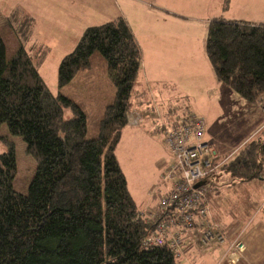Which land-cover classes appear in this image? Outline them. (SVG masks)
Masks as SVG:
<instances>
[{"label": "trees", "instance_id": "1", "mask_svg": "<svg viewBox=\"0 0 264 264\" xmlns=\"http://www.w3.org/2000/svg\"><path fill=\"white\" fill-rule=\"evenodd\" d=\"M229 0H223V7ZM14 11L18 45L7 58L0 35V264H179L181 252L164 245H144L155 221L147 222L131 196L115 156L140 67V48L126 20L118 16L89 25L57 68L62 87L90 65L91 56L106 61L113 85L96 134L88 135L87 114L72 98L52 93L25 47L34 20ZM33 44V43H32ZM205 54L218 81L249 103L264 96V23L215 17L207 26ZM72 115L64 117V109ZM36 161L25 193L13 187L17 172L15 145ZM264 131L246 141L220 167L231 182L261 177Z\"/></svg>", "mask_w": 264, "mask_h": 264}, {"label": "rangeland", "instance_id": "2", "mask_svg": "<svg viewBox=\"0 0 264 264\" xmlns=\"http://www.w3.org/2000/svg\"><path fill=\"white\" fill-rule=\"evenodd\" d=\"M136 1L153 2L152 0H79V6L85 7L86 12L83 17H78L80 16L78 15L80 8L72 5L68 0H39L37 4H32L30 0H0V18H2V21L0 20V29L1 25L5 26L7 24L4 16L13 12V10L19 12L21 15L24 14L25 10L35 18L32 32L24 45L29 53L34 55L36 61L39 57H43L44 60L39 64L38 71L50 91L52 93L60 91L74 99L84 109L87 114L89 136L96 134V124L102 114L104 105L112 98L113 85L108 75L106 61L100 54L94 53L91 56L90 65L79 70L73 79L62 87H58L57 84L58 64L61 58L74 48L85 27L99 25L112 20L121 12L126 14L127 17L139 15L144 8L136 4ZM73 14L77 15V17L72 18ZM156 15L154 17L157 19ZM21 21H23L21 30H27L29 25L27 23L28 20H23L22 18H19L17 21L12 20L11 29L8 24L6 25L7 28L3 35L5 37L7 56L12 55L14 48L18 45L17 35L13 30V26H17L18 22ZM163 22V18L159 20V23ZM191 25L197 28V30L201 27L199 21L193 22ZM146 26H148L147 23ZM134 38L136 37L134 36ZM195 66L183 68L170 66L161 69L163 70L162 72L168 74V77H177L178 79L185 77L188 79L189 77H186V75L192 72V76L201 75L202 68L199 65ZM147 69L156 71L148 66ZM157 73L159 72L155 74ZM195 78L191 77L192 80H195ZM136 80L138 85L140 81L143 82L138 77ZM137 82L133 86L131 109L127 114V122L115 147V156L125 175L131 196L141 210L147 211L155 205L156 196L151 194V192L161 177V162L162 160H172L169 149L163 140L162 130L160 131L158 128H155L159 118L167 120V123L170 124L178 116L181 118L197 115L202 118L204 128L209 129L216 135L217 143H209V148L217 146L222 149L220 144H227V141L232 139L234 134V128L231 126L230 120L239 117V111L243 109L242 106H247L248 103L238 93L226 86L225 88L231 92L230 94H234V98L231 95H227L222 98V104H214L211 109H208V107L204 108L203 106L204 111L200 108V111L196 114L189 107V104H191L190 100L186 98L184 93L176 92L178 91L177 88L170 90V97L166 98L168 103H165L162 101L164 99L158 94L163 92V85L159 88L156 84L148 83L149 86L143 83V90L145 89L147 94L154 90L147 98L146 93H141L142 90L140 89L138 94V90H136ZM165 88L168 87L165 86ZM198 88L200 89H196L195 93H191L197 95L205 89L202 88L201 90L199 84ZM155 89L158 93L155 92ZM258 102H263V100H258ZM165 104L170 105L165 107ZM164 109L169 111V113H163L166 112V110L163 111ZM64 110L65 118L72 115V111L68 107ZM240 126L242 128L239 130L235 129L236 132L242 131L243 124ZM262 131H264V127ZM4 133H7L5 124L0 127V134L3 135ZM9 138L12 139L15 145L17 166L13 187L16 191L25 193L29 181L34 174L36 161L25 152V143L20 136L9 135ZM5 150L6 145L0 139V153ZM238 150L239 148L236 151ZM231 158H227L226 160ZM222 159L223 154H219L215 158V161ZM208 181L220 191L217 199L220 200L222 206H261L264 202V192L258 188V178L251 180L255 183V187L250 188L245 182L235 181L234 183H230L231 177L229 173L221 168H217L210 173ZM262 199L263 202L260 204ZM211 208L212 205L210 206L212 217ZM197 220V222L200 221L199 218ZM202 227L200 226L196 232L199 237Z\"/></svg>", "mask_w": 264, "mask_h": 264}, {"label": "crops", "instance_id": "3", "mask_svg": "<svg viewBox=\"0 0 264 264\" xmlns=\"http://www.w3.org/2000/svg\"><path fill=\"white\" fill-rule=\"evenodd\" d=\"M38 1L30 0L32 4H37ZM152 1V3L136 1V4L144 8L137 16L127 17L122 12L116 16H121L126 20L140 48L141 61L137 77L143 82L140 81L138 85L137 80L135 81V83L137 82L136 90H138V94L140 89L142 90L141 93H146L148 98L154 91L147 94L145 89L143 90V83L147 85H149L148 83L156 84L159 88L163 85L161 94L156 89L155 92L164 99H161L163 102L168 103L166 98L170 97V90L177 88L178 91L176 92L184 93L186 98L190 100L191 104H189V107L196 114H198L200 108L204 111L205 107L211 109L214 104H222V98L227 95H231L234 98V94H230L231 92L225 88L227 85L217 80L206 57L205 40L207 26L209 21L215 17L262 24L264 23V0H229L225 8L223 7V0ZM68 2L80 8L78 14L80 16L78 17L84 16L86 9L79 6V0H68ZM24 14L35 20L31 13L24 10ZM7 15L4 16V19L11 29V25L7 22ZM155 15L158 17L157 19L154 17ZM76 17L77 15L73 14L72 18ZM162 18L164 22L159 23ZM0 20L2 21V18ZM196 21L201 24L199 30L191 25ZM146 23L148 26H146ZM6 25H1L0 29L4 44L5 37L3 34L7 28ZM10 56H7V58ZM195 65H199L203 71L200 76H192L193 72L191 71V74L186 75V77H189L188 79L185 77L180 79L168 77V74L162 72L163 70L161 69L170 66H179L181 68L196 67ZM147 66L156 71L148 70ZM156 72L159 73L155 74ZM191 77L196 78L192 80ZM198 84L201 86V90L202 88L205 89L202 93L194 95L191 92L195 93L196 89H200ZM165 86L168 88H165ZM259 100L264 101V96ZM247 103L248 105L242 106L243 109L239 111L240 116L230 120L231 126L234 128L232 139L227 141V144H220L222 149L217 146L211 147L215 158L219 154H223V159L219 160L221 164L228 161L226 160L227 158H233L237 153L236 150L246 141L256 138L263 132L264 109L261 107V102ZM168 105L170 104H165V107ZM163 113L166 114L169 111L166 110ZM241 124H243L242 131L236 132V130L242 128ZM203 140L208 146L209 143H217L215 133L207 128H205ZM217 168H221L220 165ZM209 176L210 174L204 179V182L208 184L212 192V217L218 223V226L226 232V239L240 237L245 244V249L238 260L231 262L225 255V243L216 240L203 243L196 232L189 233L182 239L179 264H264L263 199L260 202V204L263 202L261 206H222L220 200L217 199L220 191L208 181ZM258 180V188L264 192V168H262L261 177ZM245 184L250 188L255 187V183L251 180L245 182Z\"/></svg>", "mask_w": 264, "mask_h": 264}, {"label": "built area", "instance_id": "4", "mask_svg": "<svg viewBox=\"0 0 264 264\" xmlns=\"http://www.w3.org/2000/svg\"><path fill=\"white\" fill-rule=\"evenodd\" d=\"M261 107L264 109V101ZM178 118L170 124L161 118L156 122L155 128L162 130L172 160L161 162V177L151 192L156 196L154 207L139 212L147 222L155 221L143 244H166L173 251L181 252L182 239L203 226L200 241L225 242V255L234 262L242 256L244 242L240 237L226 239L224 229L212 219V192L204 182L221 163H215L214 152L203 140L205 128L202 118L197 115ZM199 181L201 183L195 186Z\"/></svg>", "mask_w": 264, "mask_h": 264}, {"label": "water", "instance_id": "5", "mask_svg": "<svg viewBox=\"0 0 264 264\" xmlns=\"http://www.w3.org/2000/svg\"><path fill=\"white\" fill-rule=\"evenodd\" d=\"M201 182L199 181V182H197L196 184H195V186H197V185H199Z\"/></svg>", "mask_w": 264, "mask_h": 264}]
</instances>
